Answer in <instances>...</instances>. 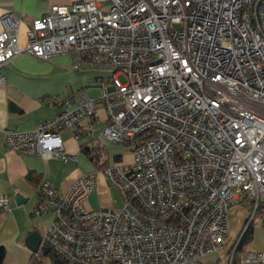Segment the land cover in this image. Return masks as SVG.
Returning <instances> with one entry per match:
<instances>
[{"label":"built area","instance_id":"1","mask_svg":"<svg viewBox=\"0 0 264 264\" xmlns=\"http://www.w3.org/2000/svg\"><path fill=\"white\" fill-rule=\"evenodd\" d=\"M0 24V91L3 67L20 54L70 55L75 69L109 71L89 82L99 96L84 89L57 94L50 103L60 111L52 119L29 132L0 129L8 150L76 163L62 132L104 111L102 141L129 143L132 151L130 163L102 170L120 210L86 208L93 175L67 193L48 182L38 187L33 215H51L42 244L57 258L199 264L217 255L234 264L241 253L239 264H264V250H241L258 214L264 225V0L53 3L31 21L24 47L14 12L2 14ZM244 206L250 217L230 244L229 213ZM9 210L0 195V211Z\"/></svg>","mask_w":264,"mask_h":264},{"label":"crops","instance_id":"2","mask_svg":"<svg viewBox=\"0 0 264 264\" xmlns=\"http://www.w3.org/2000/svg\"><path fill=\"white\" fill-rule=\"evenodd\" d=\"M73 1L0 0V17L6 12L16 14L19 19V45L24 47L33 19L46 13L53 3L69 5ZM79 70L74 68L70 55L42 60L20 54L11 59L2 69L5 84L0 91V129L16 132L33 130L39 123L59 113V107L50 103L52 96L66 95L80 89L87 93L86 88L91 87L90 80L104 76L102 73L87 74ZM105 120V112L99 111L97 117L62 132L64 151L75 155L76 163L21 156L0 142V195L9 199L10 207L9 212L0 211V247L5 250L3 264H53L54 256L42 253L45 247L42 242L37 253H32L25 243L26 238L35 231L42 238L52 221L51 215H33L39 202L37 190L42 182H48L53 189L67 193L80 177L93 175L94 189L85 201L86 208L121 209L113 197L116 190L107 183L102 170L113 164L130 163L132 151L124 145H110L102 141ZM93 148L102 149L97 158L84 153V149ZM127 151L130 152L128 156L125 155ZM17 196L23 200L19 204L16 202ZM236 227L235 224L232 230Z\"/></svg>","mask_w":264,"mask_h":264},{"label":"rangeland","instance_id":"3","mask_svg":"<svg viewBox=\"0 0 264 264\" xmlns=\"http://www.w3.org/2000/svg\"><path fill=\"white\" fill-rule=\"evenodd\" d=\"M76 1V0H74ZM84 1V0H83ZM97 2H102L104 0H95ZM80 72H86L87 74H94V73H102L104 75H107L109 71L101 70L98 68H88V67H83L80 68ZM122 82H124L123 77L119 78ZM87 89V94L90 96H99L102 92L100 88L89 86ZM130 154L129 151L125 152V155L128 156ZM113 197L115 198L118 208H121L122 206V201L120 198V195L118 191H115V194L113 193ZM250 211L248 210V206L244 207H237L231 209L229 213V223H230V244L237 238V236L240 234L242 230V225L245 222L248 217H250ZM240 221V223H239ZM236 224V228L234 230L233 227ZM242 224V225H241ZM241 226V227H239ZM250 238L247 243L243 244L242 251L247 252V251H262L264 250V225L261 221L260 215L258 214L256 218L254 219L251 227H250ZM240 250V252H241ZM238 255V254H237ZM241 255H239L240 257ZM237 261V259H236ZM223 258L219 257L217 255H211L207 256L204 258H201L199 260V264H222Z\"/></svg>","mask_w":264,"mask_h":264},{"label":"water","instance_id":"4","mask_svg":"<svg viewBox=\"0 0 264 264\" xmlns=\"http://www.w3.org/2000/svg\"><path fill=\"white\" fill-rule=\"evenodd\" d=\"M22 200L21 196L16 197V202L19 204ZM41 242L42 238L38 232H32L25 240L27 248L32 252V253H37L41 249ZM42 253L44 255L48 254L50 252V249L48 247L42 248ZM53 264H64L63 261L57 257H54Z\"/></svg>","mask_w":264,"mask_h":264},{"label":"trees","instance_id":"5","mask_svg":"<svg viewBox=\"0 0 264 264\" xmlns=\"http://www.w3.org/2000/svg\"><path fill=\"white\" fill-rule=\"evenodd\" d=\"M134 142H140V139H136ZM124 146L128 147V146H130V144L126 143ZM101 151H102L101 148L84 149V153H86V155H88L89 157H96V158L98 157V155H100ZM250 233L251 232H249L247 234V236H245L243 238V240L241 241L242 245L248 242V240L250 238V235H251ZM48 254H51L54 257H57L51 250H50V252ZM237 254L238 255H235L234 264H239L238 260L240 258L239 255H241V253H237ZM4 256H5V250H4V248L0 247V264H3ZM236 259H237V261H236Z\"/></svg>","mask_w":264,"mask_h":264}]
</instances>
